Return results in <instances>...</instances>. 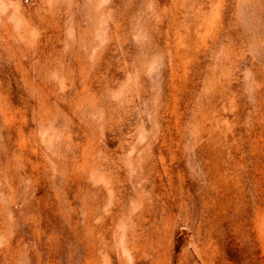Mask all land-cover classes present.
<instances>
[{"label": "rangeland", "instance_id": "374dc122", "mask_svg": "<svg viewBox=\"0 0 264 264\" xmlns=\"http://www.w3.org/2000/svg\"><path fill=\"white\" fill-rule=\"evenodd\" d=\"M0 264H264V0H0Z\"/></svg>", "mask_w": 264, "mask_h": 264}]
</instances>
